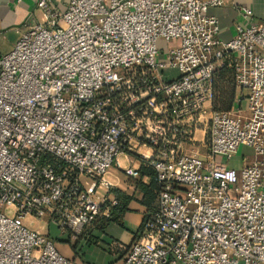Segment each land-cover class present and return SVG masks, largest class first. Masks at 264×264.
I'll use <instances>...</instances> for the list:
<instances>
[{
  "label": "built area",
  "instance_id": "built-area-1",
  "mask_svg": "<svg viewBox=\"0 0 264 264\" xmlns=\"http://www.w3.org/2000/svg\"><path fill=\"white\" fill-rule=\"evenodd\" d=\"M220 4L36 1L44 22L0 55V264H76L24 219L77 241L116 206L97 196L109 172L142 165L157 207L120 264H264V25L244 10L222 43ZM225 63L238 95L220 112Z\"/></svg>",
  "mask_w": 264,
  "mask_h": 264
},
{
  "label": "crops",
  "instance_id": "crops-1",
  "mask_svg": "<svg viewBox=\"0 0 264 264\" xmlns=\"http://www.w3.org/2000/svg\"><path fill=\"white\" fill-rule=\"evenodd\" d=\"M37 0H0V30L1 40H7L15 44L20 34L29 27L44 22L42 11L36 6ZM208 2L210 0H200ZM68 0H53V4L58 11H63ZM244 10L252 12L253 22L257 25H264V0H221V4L208 9V15L215 17L218 23V39L222 43L229 42L235 35V26L242 23L241 13ZM0 40V41H1ZM13 47V46H12ZM172 77L177 76L176 72H171ZM238 90L234 84V98L232 109L235 107ZM201 153L204 149L199 148ZM134 161V159H133ZM240 159L230 163L232 167L238 166ZM136 167L134 163H131ZM109 172V179L114 187L110 190L99 189L98 197L103 198L105 204L115 200L112 192L116 191L128 198L127 212L120 218V224H109L103 231H100L95 222L87 227L81 234L80 245L75 249V241H71L67 247H59L57 250L67 259L73 260L76 264H120L123 256L120 252L128 250L130 245L140 236V228L145 220L157 207V191L153 199L144 197V190L151 192L152 186L156 188V175L150 168L142 165L139 169V177L136 179L139 186L134 184L135 179L125 177L115 170ZM158 187V186H157ZM104 219L109 216L103 217ZM92 241V244L84 245L85 242ZM113 241L117 247L112 249ZM95 243V244H94ZM81 253L79 254V250ZM112 250V252L110 251Z\"/></svg>",
  "mask_w": 264,
  "mask_h": 264
},
{
  "label": "trees",
  "instance_id": "trees-1",
  "mask_svg": "<svg viewBox=\"0 0 264 264\" xmlns=\"http://www.w3.org/2000/svg\"><path fill=\"white\" fill-rule=\"evenodd\" d=\"M214 100H213V109L215 111H230L233 107L232 102L234 98V73L233 70L227 66V64H223L222 66L218 67L215 71V78H214ZM52 162L50 158H47ZM138 180V179H137ZM136 179L132 182L139 186V183ZM151 192H147V189L144 190V197H148L149 200L153 199L152 193L154 191H158V187L154 188V186L150 187ZM154 189V191H152ZM113 197L116 201V206L110 208L109 211V218L98 219L94 224L100 230L103 231L109 224H120V218L123 214L127 212V203L128 198L124 197L123 195L119 194L118 192H112ZM112 249L117 247V244L113 241ZM110 251V250H109ZM112 252V250L110 251ZM124 249L120 252L122 255L124 254ZM113 253V252H112Z\"/></svg>",
  "mask_w": 264,
  "mask_h": 264
},
{
  "label": "rangeland",
  "instance_id": "rangeland-1",
  "mask_svg": "<svg viewBox=\"0 0 264 264\" xmlns=\"http://www.w3.org/2000/svg\"><path fill=\"white\" fill-rule=\"evenodd\" d=\"M12 46H14L13 43L8 42L7 40H1L0 41V55H6L12 50ZM160 47H163L161 42L159 43ZM243 155H250V150L246 148H240L238 151V154L234 157V160L240 159ZM112 173V171H110ZM109 177V176H108ZM98 196V194H97ZM24 225L31 231L38 232L42 235H46L49 237L50 240L53 241L55 244L56 249L59 247H67L70 244V240L66 238V236L61 235V232L55 225L50 223V221L46 218H30L27 217L24 219ZM82 240V237H80L77 241H75V247L74 249L80 245V242ZM68 244V245H67ZM91 245L92 241L85 242L84 245ZM95 244V243H94ZM127 250L124 252L123 256L120 258V261L124 258ZM81 253V249L79 250V254Z\"/></svg>",
  "mask_w": 264,
  "mask_h": 264
}]
</instances>
